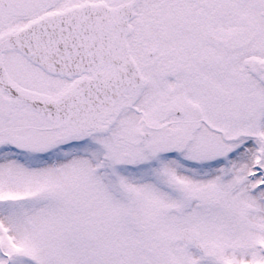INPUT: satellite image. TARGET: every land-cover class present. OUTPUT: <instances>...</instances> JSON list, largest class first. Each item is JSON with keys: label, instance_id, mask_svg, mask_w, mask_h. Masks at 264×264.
Segmentation results:
<instances>
[{"label": "snow or ice", "instance_id": "1", "mask_svg": "<svg viewBox=\"0 0 264 264\" xmlns=\"http://www.w3.org/2000/svg\"><path fill=\"white\" fill-rule=\"evenodd\" d=\"M0 264H264V0H0Z\"/></svg>", "mask_w": 264, "mask_h": 264}]
</instances>
